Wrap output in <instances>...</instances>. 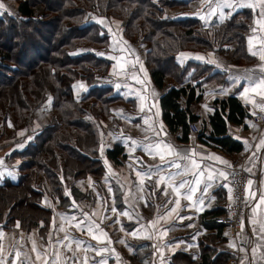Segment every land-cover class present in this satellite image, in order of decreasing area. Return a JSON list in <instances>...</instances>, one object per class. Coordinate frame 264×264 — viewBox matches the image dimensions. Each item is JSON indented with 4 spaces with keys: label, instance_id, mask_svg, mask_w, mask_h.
Instances as JSON below:
<instances>
[{
    "label": "crops",
    "instance_id": "crops-1",
    "mask_svg": "<svg viewBox=\"0 0 264 264\" xmlns=\"http://www.w3.org/2000/svg\"><path fill=\"white\" fill-rule=\"evenodd\" d=\"M242 1L227 0L233 7L217 9V14L209 15L207 0H187L186 12L199 19L204 26H209L222 21L230 11H237L241 4L246 5ZM0 2L8 12L16 11V0ZM176 7L171 6L170 10L178 11L180 8ZM258 10V17L254 19L246 39L249 53H257L255 56L251 54V61L241 63L212 51L182 50L176 56L182 61L205 62L221 74L219 77L199 74L190 80L193 83L201 80L195 87L201 97L191 103V112L197 117L194 122L198 126L202 127L209 120L215 109L214 99L233 94L246 107L248 116L242 123L227 122L228 133L242 144V149L235 153H226L217 146L203 143L190 130L184 140L182 127L171 131L163 120L159 104L163 90L153 82L145 64L148 43L127 39L114 26L110 28L115 48H111L106 55L110 59L108 74L113 93L120 99L111 104L115 122L101 117L104 130L99 158L105 165V174L99 179L92 177L77 182L78 188L90 190L92 197L76 200L68 206V210L57 207V202L45 195L43 201L54 206L55 215L44 235L38 227L24 230L18 223L7 228L0 223V233L3 234L0 237V260L4 264H45L46 261L47 264H53V261L56 264H170L176 252L187 253L200 261L205 251H211L212 258L217 254L232 253L239 260L238 264H264V205L259 203V197L264 195V147L261 146L264 140V111L260 108L264 105V96L260 95V89L251 88L253 82L264 77L261 70L264 60L260 58L264 55V17L259 16ZM165 86L179 87L180 84L169 77ZM179 102L184 107L186 99L181 98ZM48 111L49 107L40 106L22 123L16 124L12 108L0 110V183L4 178L16 180L19 159L12 153L23 148L42 126L55 119ZM114 143L123 148V156H118V165L105 154ZM157 143L171 145L179 154L165 157L181 164L179 170L162 162L159 155L148 153V146ZM191 160H195L200 168H193ZM241 161L248 173V182L252 183L249 185L247 182L248 198L242 231L231 235L224 228L218 230L215 226H207L206 222L208 217L219 213L222 204L230 199L229 173ZM8 170L15 172V177H8ZM177 171L185 174L176 177V181H189L195 188L194 192L188 193L189 185H186L180 190L181 195L177 196L167 181L153 187L159 176L167 177ZM137 172L151 173V178L137 176ZM200 172L203 174H198ZM220 172H224L227 179L220 176ZM210 175L211 180L208 179ZM195 180L200 183L195 184ZM165 190L168 195L163 194ZM189 195L190 199L187 198ZM177 199L179 206L173 203ZM172 208L176 211L170 213ZM125 212L129 215L122 214ZM71 217H76V220H71ZM78 221L94 223L99 228H93L92 233L81 231L76 227ZM61 228L64 231H60ZM101 230L107 233V238L99 234ZM132 232H138V235H129ZM94 234L97 239L93 238ZM65 235L68 237L66 240L63 239ZM75 240L81 242L79 247ZM121 240L124 243H120ZM33 242L36 251H33ZM65 245H71L72 251ZM105 248L107 251H103ZM16 252L21 255L16 257Z\"/></svg>",
    "mask_w": 264,
    "mask_h": 264
},
{
    "label": "trees",
    "instance_id": "trees-1",
    "mask_svg": "<svg viewBox=\"0 0 264 264\" xmlns=\"http://www.w3.org/2000/svg\"><path fill=\"white\" fill-rule=\"evenodd\" d=\"M16 1L15 12L0 11V110L12 108L15 122L20 124L49 92L51 108L59 120L42 126L23 148L12 153L19 159V174L16 180L4 178L0 183V223L5 228L18 223L24 230L38 227L44 235L51 225L54 206L46 205L43 200L47 193L34 187L37 171L45 169L54 193L48 196L62 209L92 197L91 191L78 188L77 182L99 179L105 174V165L99 158L104 130L101 117L115 120L111 104L120 97L113 93L108 74L110 59L106 55L111 31L102 18L120 20L127 39L148 43L145 64L153 82L163 90L159 97L163 120L171 131L182 127L184 140L189 124L197 118L191 112V103L201 97L195 91L201 80H190L212 66L195 60L182 62L177 54L182 50L212 51L241 63L253 58L246 43L248 25L236 21L240 11L210 24L201 36L196 29L200 20L189 16L185 8L184 16H172L166 10L168 6H178L175 0ZM184 3L187 8V0ZM243 14L245 19L250 18L248 10ZM202 64L200 71L195 73L193 69L194 75L188 73L190 65ZM219 74L209 71L207 75ZM97 76L109 81L94 82ZM169 77L180 86L167 88L165 80ZM181 98L186 99L184 107L179 102ZM213 104L215 109L209 120L199 126L197 136L226 153L240 151L242 144L228 133L227 122L242 123L248 116L246 107L233 94L214 99ZM105 154L118 165L123 148L114 143ZM51 169L71 175L70 194H63L62 177L56 178ZM214 215L207 218L206 225L228 231L214 222ZM210 252L205 251L200 261L176 252L170 264H225L234 256L222 253L212 258Z\"/></svg>",
    "mask_w": 264,
    "mask_h": 264
},
{
    "label": "snow or ice",
    "instance_id": "snow-or-ice-1",
    "mask_svg": "<svg viewBox=\"0 0 264 264\" xmlns=\"http://www.w3.org/2000/svg\"><path fill=\"white\" fill-rule=\"evenodd\" d=\"M213 4H215V7H212ZM206 6L209 8V15H215V14H217V9H223V8H231V7H233V5L230 4V3H228L227 0H207ZM240 6H242V7L243 6L252 7V5H244V4H241ZM260 6H261L262 9H264V0H260ZM0 10L7 11L5 5L2 2H0ZM260 15L262 17H264V11H261ZM251 54L253 56H255L257 53L256 52H252ZM260 58L262 60H264V55H262ZM197 59H202V58L201 57H197ZM261 70L264 71V67H262ZM251 88H252V90L260 89L261 90L260 95L264 96V77H261L257 81L253 82L252 85H251ZM244 91L247 92V91H249V89H244ZM260 108H261V111H264V105H261ZM160 127L162 129V125ZM156 134L159 135V132H157ZM132 143L135 144L136 142L135 141H132ZM261 146L264 147V140L261 141ZM161 149H164V151H161ZM147 151H148L149 154L155 153L156 155H159V158H160V160L162 162L169 163L172 167H174V168H176L178 170L182 167V165L179 164V163H177L175 160H166L165 159L166 155H168V156H172V155L179 156L178 153H175L174 152V150L172 149V146L171 145H163L161 143H157L155 145L148 146ZM153 158H155V156ZM181 158H183V157H181ZM214 159H218L219 160L220 158L219 157H214ZM221 162L224 163V164H228L227 161L221 160ZM0 163H2V162H0ZM190 163H191V165H192L193 168H195V169H199L200 168V165L195 160H191ZM184 174L185 173H183V172L177 171L174 175L170 174L167 177L161 175V176H159V179L157 181V184L154 185L153 187H156L159 184L164 183V182L167 181L168 185L171 186L172 191L177 196H180L181 195L180 190L181 189H184L186 185H189V187H188V193L194 192L195 191V188L192 187L189 184V181L184 180V179H180L179 181H176V177H181ZM198 174L202 175L203 173L200 172ZM143 175H147L149 178H151V173H140V172H137V176H143ZM219 175L220 176H223L225 179H227V175L224 172H220ZM208 179L211 180L212 179V176L210 175L208 177ZM194 183L195 184H199L200 181L199 180H195ZM248 183H249V185H251L252 182L249 181ZM140 190L143 191L142 188ZM230 191H231V189H230ZM163 194L164 195H168L167 190H165ZM251 195L255 196V193H252ZM187 198L190 199L191 196L189 195V196H187ZM173 203H175L177 206H179L180 201H179V199H177ZM259 203L261 205H264V195H261L259 197ZM113 211H115V209H113ZM175 211H176V208L170 209V213L171 212H175ZM122 214L125 215V216H128L129 215V213H127V212L122 213ZM85 215H87V214H85ZM129 218H131V217H129ZM71 220H76V217H71ZM262 224H264V222H262ZM154 226H155V222H153V227ZM76 227L79 228L81 231H87L89 233H92L93 228H97L98 229L99 228V225H96L94 223L93 224H84V222L78 221L76 223ZM60 231H64V229L61 228ZM99 234L100 235H103L105 238H107V233L106 232H103L101 230ZM2 235L3 234L0 233V237H2ZM129 235H132L133 237H136L138 235V232H132V233H129ZM93 238L94 239H97L98 237L94 234L93 235ZM262 238H264V237H262ZM63 239H65V240L68 239L67 235H65V237ZM74 242L77 245V247L80 246V243L81 242L79 240H75ZM108 242H110V239L108 240ZM119 242L120 243H124L123 240H121ZM65 247H67L69 249V251H72L71 245H65ZM0 250H2V245H0ZM33 251H36L35 242H33ZM103 251H107V248L103 249ZM20 255L21 254L19 252H16L15 253V256L16 257H19ZM37 256L38 257L40 256V253L39 252H37ZM56 256L58 257L59 256V253H57ZM0 264H4V261L3 260H0ZM21 264H24V262H21ZM45 264H47V261L45 262ZM53 264H56V261H53Z\"/></svg>",
    "mask_w": 264,
    "mask_h": 264
},
{
    "label": "rangeland",
    "instance_id": "rangeland-1",
    "mask_svg": "<svg viewBox=\"0 0 264 264\" xmlns=\"http://www.w3.org/2000/svg\"><path fill=\"white\" fill-rule=\"evenodd\" d=\"M168 1H170V0H168ZM242 2H244V3H246V5H252V7H248V6H241L239 9H237V11H240V13H242L240 16H238L237 17V19H236V21L237 22H243V23H247V25H248V29H249V33H251V29H252V27H253V21H254V19H256L257 17H258V9H260V12H259V16L261 17V15H260V13H261V11H263V9L261 8V6H260V0H243ZM174 3H176L177 5H178V7L180 8V9H178V11H174V10H170L171 8L168 6V7H166V10L169 12V13H172V16H184V13H183V11H184V8L186 9V5L185 4H187V3H184V0H175V2ZM178 3H180V5L178 4ZM178 7H176V8H178ZM262 9V10H261ZM245 10H248L249 12H250V18H248V19H245L244 17H246L244 14H243V12L245 11ZM234 12H236V10H232V11H230L228 14H227V16L225 17V18H227V17H229V16H231L232 15V13H234ZM10 14H12V13H10ZM248 16V15H247ZM259 17V18H260ZM224 18V19H225ZM102 20L103 21H106V24H107V27L110 29H113V26H114V29H116L117 30V32H119L120 31V33L122 34V31H121V22H120V20H117V19H111V18H109V19H104V18H102ZM218 22V21H217ZM207 27H209V26H204L202 23H200V25L199 26H197V32L198 33H200L201 34V36H204L205 35V31H206V28ZM123 35V34H122ZM193 45H195V44H193ZM230 45V44H229ZM235 44H233V46H234ZM107 48L108 49H111V48H115L114 47V42L112 41V36L110 37V40H109V43H108V45H107ZM98 50V49H97ZM182 61V60H181ZM187 61V60H186ZM195 61H197V60H195ZM182 62H184V61H182ZM197 62H199V63H201L200 61H197ZM162 65H164L165 67H167L168 65H167V63H165V62H162ZM193 67H195V68H193ZM212 68V67H211ZM209 69V67H207V69H205L206 71H203L202 72V74H208V72L209 71H213L212 69ZM193 69H195V73L196 72H198V71H200L201 69H203V64L202 65H190L189 66V71H188V73H192L193 74ZM194 73V74H195ZM193 74V75H194ZM189 75V74H188ZM192 75V76H193ZM221 74H219V76H220ZM192 76H191V78H192ZM218 76V77H219ZM100 77V76H99ZM98 76L94 79V82H97V83H102V82H106V81H109L108 80V78H106V80H105V78H103V76L102 77H100L99 78ZM50 102H51V94L49 93V92H47V97H46V99L44 100V102L40 105L41 107H43V106H46V107H49V114H51V116L53 117V118H55V119H58V115H57V113L56 112H54L53 110H52V108H50L51 106V104H50ZM39 106V107H40ZM109 118V117H108ZM113 122H115V120H113ZM101 125H103V123L101 122ZM104 126V125H103ZM57 152V151H56ZM57 153H59V152H57ZM36 169V168H35ZM45 171V169H42V170H40L39 172L37 171L36 172V175L34 176V187H36L37 189H42V191L44 190V193H47V195H49V196H54V193L52 192V189H51V185L49 184V176H47L46 175V173L44 172ZM51 171H53L54 172V174H56L55 176H56V178L58 177H62V183H61V187H63L62 188V191H63V194L66 196L67 195V193L68 194H70L71 193V186H70V177H71V175L70 174H62L61 173V171L60 170H53V169H51ZM7 174V176L8 177H11V178H13V177H15V172H12L11 170H8V172L6 173ZM44 202V201H43ZM45 203V202H44ZM45 204H47V203H45ZM67 204H68V202H67ZM71 209V208H70ZM238 262H239V260L237 259V262H236V264H238ZM178 264H182L181 262H178Z\"/></svg>",
    "mask_w": 264,
    "mask_h": 264
},
{
    "label": "built area",
    "instance_id": "built-area-1",
    "mask_svg": "<svg viewBox=\"0 0 264 264\" xmlns=\"http://www.w3.org/2000/svg\"><path fill=\"white\" fill-rule=\"evenodd\" d=\"M258 118L257 115L254 116ZM192 132L198 133L199 126L195 122L189 124ZM248 173L243 162L237 163L230 171L228 177L231 197L222 204L221 211L214 215V222L227 228L229 234L236 235L242 231L244 214L247 205ZM237 258L228 260L227 264H236Z\"/></svg>",
    "mask_w": 264,
    "mask_h": 264
}]
</instances>
